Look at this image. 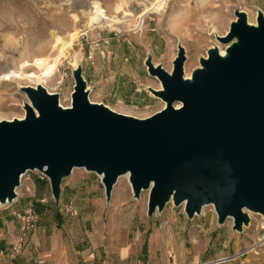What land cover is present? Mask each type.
<instances>
[{"label":"water","instance_id":"obj_1","mask_svg":"<svg viewBox=\"0 0 264 264\" xmlns=\"http://www.w3.org/2000/svg\"><path fill=\"white\" fill-rule=\"evenodd\" d=\"M234 16L216 36L225 53L209 49L187 78L180 45L170 72L146 58L160 84L147 91L164 104L146 118L89 101L81 67L68 107L40 85L22 88L24 116L0 121V206L30 171L47 177L58 203L62 181L82 169L100 178L106 202L127 175L133 199L147 192L148 217L171 202L188 219L212 206L217 224L231 220L238 232L249 213L264 219V14L254 25L243 11Z\"/></svg>","mask_w":264,"mask_h":264},{"label":"rangeland","instance_id":"obj_2","mask_svg":"<svg viewBox=\"0 0 264 264\" xmlns=\"http://www.w3.org/2000/svg\"><path fill=\"white\" fill-rule=\"evenodd\" d=\"M95 1L107 15L116 16L121 23L112 28L96 29L72 42L55 71L46 79L44 88L48 93L58 95L59 104L61 102L67 106L71 102L74 85L71 72L76 67H81L89 101L102 103L113 111L136 118H146L162 109L164 104L150 93L148 95L151 100L145 107L135 109L129 106L128 101L133 96L130 91L134 88L130 84L133 74L130 55L139 49H149L153 64H159L170 72L172 60L180 45L186 56L184 74L190 76L199 67V59L206 57L209 49L224 48L216 36H223L228 31L230 23L235 21V10L247 13L251 22H256L258 11L264 13V0H168L159 5L160 12L148 11L158 0H0V76L8 69L21 71L26 75L40 74V69L32 65L33 60L47 57L52 61L58 51L53 48L56 38L67 40L69 33L84 28L91 12V4ZM118 4L121 8L116 14L113 9ZM126 13L129 16L123 19ZM72 15L79 19L76 26L71 22ZM141 15L143 17L139 18ZM97 58L100 60L98 69ZM24 63H28V66H24ZM143 68L146 71L145 65ZM143 77L147 78L148 88H160L157 79ZM112 78L113 89L110 86ZM105 82L109 83L108 87L104 86ZM36 86L33 78L0 82V121L23 117V104L28 100L22 88ZM32 182L38 192V187L49 185L48 181L39 179L37 171L27 172L21 178L14 201L0 206V217L10 227L14 223L19 224L15 214L33 199L28 187ZM61 185H73L69 194L71 201L63 206L75 209L77 219L64 215L61 218L52 211L50 214L46 213L45 221H68L69 224L77 221L78 228L84 221L82 217L88 213L108 215L115 212L110 203L93 206L87 201L93 198L90 185H101L96 175L75 169ZM112 197L122 201L120 205L126 208L122 211L134 213L137 222L139 219H147L146 191L141 192L138 199H133L128 182L121 177L113 187ZM63 206L60 212L65 214ZM161 213L185 215L182 205L175 207L171 202L165 205ZM156 215L157 212L154 216ZM197 216L196 223L204 224V231L198 236L212 254V258L207 259L208 262L264 264V246H254L260 237L262 216L249 213V225L243 226L241 232L232 229L231 220H226L215 230L209 228L210 223L207 221L215 216L211 206H204L203 213ZM221 259L224 261L215 263Z\"/></svg>","mask_w":264,"mask_h":264},{"label":"crops","instance_id":"obj_3","mask_svg":"<svg viewBox=\"0 0 264 264\" xmlns=\"http://www.w3.org/2000/svg\"><path fill=\"white\" fill-rule=\"evenodd\" d=\"M148 56L149 49H139L129 56L133 65L130 84L134 88L130 91L133 96L128 103L135 109L145 107L151 100L147 78L143 77H150L143 70ZM96 64L98 69V58ZM112 80L111 89L114 86ZM108 84L105 82L104 86L108 87ZM71 186L61 185L58 203L54 202L49 185L38 187L39 192L33 182L28 186L33 199L26 205L32 204L36 212V228L23 239L21 254L11 258L9 250L18 236L20 221L10 227L0 217V264H212L207 261L212 258L211 250L207 251L198 236L204 231V224L196 223L198 216L188 219L175 213H157L156 217L147 216L137 222L134 213L122 211L126 208L120 205L122 201L119 199L112 197L106 202L101 185H90L93 198L87 201L93 206L110 203L115 212L108 215L88 213L82 217L84 221L78 228L77 221L70 224L68 221H45L46 213L52 211L61 218L68 216L61 213L60 208L70 203ZM70 218L77 219V216ZM211 218L207 223L215 230L219 226L216 216Z\"/></svg>","mask_w":264,"mask_h":264},{"label":"bare ground","instance_id":"obj_4","mask_svg":"<svg viewBox=\"0 0 264 264\" xmlns=\"http://www.w3.org/2000/svg\"><path fill=\"white\" fill-rule=\"evenodd\" d=\"M167 1L168 0L156 1L155 3L152 4V6L150 7V9L148 11L149 12H152V11L160 12V8H158L159 5L164 4ZM120 8H121V5L118 4L114 7L113 10L117 14V13H119ZM245 14H246L247 22L249 24L254 25L255 21L251 22L249 20L248 14L247 13H245ZM143 15H141L139 18H142ZM126 16H129V14L126 13L123 16V19H126ZM71 18H72L71 22H72L73 26H76L79 19L77 18L76 15H72ZM119 23H121V21L117 20L116 16L107 15L105 10H103L102 6L98 2H96V1L92 2L91 12H90L89 16L87 17V21H86L84 28L79 29V30H75V31L69 33L67 40L61 39V38H56L53 48H57L58 51H57V56L54 57L52 59V61L48 60L47 57H39V58H36L35 60H33L32 65L35 68L40 69V74L30 73V74L26 75L21 71L16 72V71H13L11 69H8L5 73H3L0 76V82H2V81L3 82H9L13 79L33 78L34 81L36 82V85H40L44 88L45 86L43 84L46 83V79L55 71L58 62L60 61V59L62 57L65 56V54L67 53V49H69L72 42H74L78 37H80L82 35H86L89 32H92L96 29H101L102 27L112 28V27L117 26ZM218 50H219L220 55H223L225 53L224 48L218 47ZM23 65L28 66V63H24ZM73 66L75 67L76 64L74 63ZM184 76H185V74H184ZM185 77L187 78L189 76H185ZM0 95H2V94L0 93ZM60 105L62 107L70 106V104H68L67 106L62 105L61 102H60ZM17 118L21 119L22 116L17 117ZM121 177L124 178L128 182V180H127L128 176L127 175H124ZM16 193H17V190H16ZM201 213H203V209L201 210ZM257 215H259V214H257ZM259 216H261V215H259ZM260 245L261 246H259V247L263 246L262 244H260ZM250 250H251V248H250ZM254 253H256V252H254Z\"/></svg>","mask_w":264,"mask_h":264},{"label":"built area","instance_id":"obj_5","mask_svg":"<svg viewBox=\"0 0 264 264\" xmlns=\"http://www.w3.org/2000/svg\"><path fill=\"white\" fill-rule=\"evenodd\" d=\"M37 174L41 181H48L47 177L43 173L37 171ZM97 178L100 182V178L99 177ZM63 211L65 212V214H67L70 217L76 216L75 209H72L70 206H63ZM17 218L20 221V227H19L18 236L15 242L12 243L11 248L9 250V255L11 258H16L21 254L22 252L21 246H22L23 239L26 237V235L29 232L33 231L36 228L37 215H36V212L32 204H27L19 213H17ZM257 240L258 242L255 244L256 246H261L260 244L264 246V219L263 218L260 223V237ZM223 261L224 259H221V260H217V262L215 263H219Z\"/></svg>","mask_w":264,"mask_h":264}]
</instances>
